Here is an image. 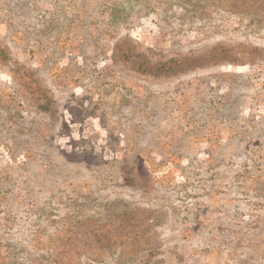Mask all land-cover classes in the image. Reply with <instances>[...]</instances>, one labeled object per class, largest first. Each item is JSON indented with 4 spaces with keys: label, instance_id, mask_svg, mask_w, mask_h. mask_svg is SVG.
Segmentation results:
<instances>
[{
    "label": "rangeland",
    "instance_id": "1",
    "mask_svg": "<svg viewBox=\"0 0 264 264\" xmlns=\"http://www.w3.org/2000/svg\"><path fill=\"white\" fill-rule=\"evenodd\" d=\"M0 264H264V0H0Z\"/></svg>",
    "mask_w": 264,
    "mask_h": 264
},
{
    "label": "trees",
    "instance_id": "2",
    "mask_svg": "<svg viewBox=\"0 0 264 264\" xmlns=\"http://www.w3.org/2000/svg\"><path fill=\"white\" fill-rule=\"evenodd\" d=\"M178 64H180V62L179 61H177V60H170V61H168L166 64H162L161 66H158V67H156L154 70L156 71V72H169V71H171L172 69H173V66L174 65H178ZM132 66H138V68H141L143 65L142 64H139V65H132Z\"/></svg>",
    "mask_w": 264,
    "mask_h": 264
}]
</instances>
